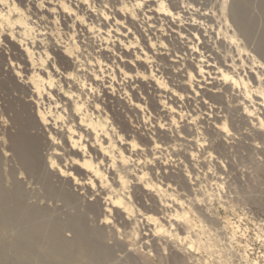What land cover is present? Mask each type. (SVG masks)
I'll return each instance as SVG.
<instances>
[{"label": "clouds", "instance_id": "obj_1", "mask_svg": "<svg viewBox=\"0 0 264 264\" xmlns=\"http://www.w3.org/2000/svg\"><path fill=\"white\" fill-rule=\"evenodd\" d=\"M9 74L0 264H264V0H0Z\"/></svg>", "mask_w": 264, "mask_h": 264}, {"label": "bare ground", "instance_id": "obj_2", "mask_svg": "<svg viewBox=\"0 0 264 264\" xmlns=\"http://www.w3.org/2000/svg\"><path fill=\"white\" fill-rule=\"evenodd\" d=\"M11 76V75H10ZM11 82H14L13 84L16 85V87L14 86V88H19L20 86L17 85L15 83V79L14 77H10ZM8 81V82H9ZM7 83L1 81V86L2 87H6L8 85H6ZM6 85V86H5ZM16 100V105L19 104L21 106V110L17 112V120H22L24 114L28 113L29 110V105L25 104L19 97L15 98ZM16 105H12L9 108L11 109H15ZM117 117L119 118L120 122L122 123V126L125 130H128V125L127 122L123 119L121 114H117ZM25 141L27 143H29L32 147V155H33V159L35 160V164L34 165H30V167L33 168V174L37 177V179L40 178V173L43 170V159L40 156L39 153V149H40V142H41V138L40 137H25ZM65 182L60 181L59 184H53L51 182V180H47L44 183V187H45V191L46 193H48L49 195H55L56 193H59L61 191L60 185L64 184ZM63 195L65 197H67L68 199H71L73 201H75L76 199H78L77 195L75 193H73L70 188H65ZM88 210L89 211H97V206L94 204H89L88 205ZM7 215V214H6ZM57 221H60V217H56L55 218ZM82 226L84 227V231L85 233L87 232V228H86V223L84 221L81 222ZM22 245V242H20Z\"/></svg>", "mask_w": 264, "mask_h": 264}, {"label": "rangeland", "instance_id": "obj_3", "mask_svg": "<svg viewBox=\"0 0 264 264\" xmlns=\"http://www.w3.org/2000/svg\"><path fill=\"white\" fill-rule=\"evenodd\" d=\"M10 77H12V76H10V74H9L8 78L3 81L5 83H7L6 85H8V86L5 85L6 87H2L1 81H0V91H2L4 93L2 99L6 105V108H9L12 105H16V100H15L16 97L12 96V89L14 88V86L16 87V85L13 84L14 82L9 81ZM117 114H119V113H117Z\"/></svg>", "mask_w": 264, "mask_h": 264}]
</instances>
